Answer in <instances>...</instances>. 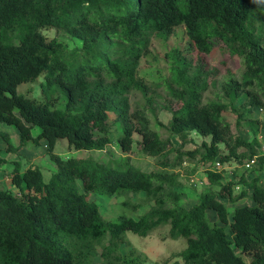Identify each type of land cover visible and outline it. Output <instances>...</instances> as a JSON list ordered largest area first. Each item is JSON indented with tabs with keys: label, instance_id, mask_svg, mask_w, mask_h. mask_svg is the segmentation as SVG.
<instances>
[{
	"label": "trees",
	"instance_id": "obj_1",
	"mask_svg": "<svg viewBox=\"0 0 264 264\" xmlns=\"http://www.w3.org/2000/svg\"><path fill=\"white\" fill-rule=\"evenodd\" d=\"M128 3L0 0V122L16 129L19 146L44 140L55 166L46 181L37 166L21 171L15 165L11 188H0V264H143L145 256L136 249L119 250L129 244L125 232L147 236L163 225H169L167 237L186 240L169 264H264V153L257 137L264 123L253 115L256 108L264 110V0H135L122 11ZM180 26L200 53H209L216 40L242 60L241 77L224 79L209 101L203 94L218 71L190 68L177 48L165 95L138 73L150 38L167 39ZM44 29L66 33L80 45L69 48ZM40 74L45 100L16 93L18 84ZM132 93L140 99L132 101ZM59 98L63 108L56 107ZM160 110L171 113L167 124L158 119ZM228 111L236 115V128L250 130V139L234 133ZM151 118L167 136L152 127ZM115 125L120 149L131 152L136 142L156 169H121L53 152L60 137L75 149L103 150ZM33 126L39 128L36 136ZM192 133L209 140L185 149ZM0 140L14 149L6 132L0 131ZM232 160L253 165L238 181H223L214 163ZM184 161L204 167L209 183L189 207L179 204L175 189V168ZM237 183L242 187L234 193ZM90 193H144L142 201L151 204L137 219L108 222ZM207 210L214 213L211 221Z\"/></svg>",
	"mask_w": 264,
	"mask_h": 264
},
{
	"label": "rangeland",
	"instance_id": "obj_2",
	"mask_svg": "<svg viewBox=\"0 0 264 264\" xmlns=\"http://www.w3.org/2000/svg\"><path fill=\"white\" fill-rule=\"evenodd\" d=\"M129 3L123 6L122 11L127 12L131 8V3L135 0H128ZM43 32L48 37L56 36L60 41L65 43L69 48L77 47L80 45L78 39L69 36L66 33L58 32L55 29H44ZM213 47L207 54L200 53L188 39L183 26L176 27L173 33L167 38L163 39L158 35H153L150 38L148 54L143 56L140 60L139 75L142 76L152 86L158 83L156 87L158 93L165 95L167 93L164 85V80L170 75V62L172 59V50L177 48L181 56L185 57L189 62L190 68L196 66L200 67L205 72H212L213 69L218 71L217 76L214 79V85H211L208 90L203 94V101H209L215 98L216 93L220 92V84L224 79L229 76L240 78L243 72V63L239 56L231 55L229 51L216 40L212 41ZM43 74L31 81H26L18 84L16 93L24 94L32 98L39 100H45L46 95L42 93L40 83L43 81ZM130 99L139 100L140 95L138 93H132ZM240 99L236 100V105L240 104ZM134 104V103H133ZM56 107L63 108L64 100L59 98ZM256 117L260 118L264 123V110L256 108ZM171 117V113L166 110H160L158 112V119L162 123L167 124ZM225 117L230 121L234 133L241 134L244 139L251 137L250 130L246 127L235 126L236 115L233 112H226ZM152 127L158 129L162 137L167 136V132L160 128L153 118ZM119 126L115 125L111 129L110 137L111 143L103 150H84L75 149L68 145L66 138H58L54 145L53 152L61 157H78L87 158L91 157L95 160L103 162L107 165H111L115 168L124 169L128 166L136 167L142 171L150 172L156 169V162L153 157L144 155L137 147L136 142L133 143L131 152H124L120 149V146L116 140L119 133ZM0 131L6 132L9 135V141L14 147L13 150H7V145L3 140H0V177L4 174H9L17 165L21 171H23L30 164L37 166L42 172L44 180L50 178L51 173L55 170V166L46 151L44 140H38V142H28L26 145L19 146V140L16 129L12 125H8L4 122H0ZM39 132L37 126H33L31 133L36 136ZM134 139H139L138 134L133 135ZM192 140L185 145V149H192L199 145L202 140H209V137H202L198 134H191ZM257 137L260 142L259 151L264 153V128L261 127L257 133ZM175 146L179 144L177 138H173ZM250 162L252 167L253 162L245 160L243 163H239L232 160L227 163L220 164L218 170L223 174V181L233 180L238 181L239 175L245 172V164ZM214 163V169L216 168ZM175 171L179 173L178 180L180 186L175 189L181 193L179 204L185 207H189L197 203L198 197L202 191L209 188V183L206 179L204 167L197 165L195 162L184 161L182 166L176 167ZM78 189L81 191L82 186L79 180H77ZM241 184H236L234 193H238L241 189ZM0 188H5V184L1 183ZM213 190L217 191V187H213ZM89 200H93L102 216V219L108 222H115L120 217H131L134 219L139 218L144 214L151 203L143 202L144 193H125L120 195L108 196L98 193H90ZM226 201L225 198H222ZM241 203L251 202L248 199H243ZM129 203V204H125ZM137 204L136 206H132ZM228 208L231 210L234 205L227 203ZM207 210V217L211 221L214 219V213ZM169 225L160 226L151 231L147 236H140L131 231L125 232L126 240L129 244H121L119 250L122 253L127 252L130 248L136 249L138 252L145 256L143 264H169L179 257L173 256L175 253L181 251L186 246V240L183 237L172 239L167 237ZM226 232L230 235L229 228H226ZM107 233L105 238H108ZM95 262L99 261L96 257Z\"/></svg>",
	"mask_w": 264,
	"mask_h": 264
},
{
	"label": "crops",
	"instance_id": "obj_3",
	"mask_svg": "<svg viewBox=\"0 0 264 264\" xmlns=\"http://www.w3.org/2000/svg\"><path fill=\"white\" fill-rule=\"evenodd\" d=\"M4 183L5 188H11L10 180H9V174H4L0 177V184Z\"/></svg>",
	"mask_w": 264,
	"mask_h": 264
},
{
	"label": "built area",
	"instance_id": "obj_4",
	"mask_svg": "<svg viewBox=\"0 0 264 264\" xmlns=\"http://www.w3.org/2000/svg\"><path fill=\"white\" fill-rule=\"evenodd\" d=\"M251 162H253V161H251ZM216 163V168L218 169V166H219V163L218 162H215ZM245 166L246 167H250V162H247L246 164H245Z\"/></svg>",
	"mask_w": 264,
	"mask_h": 264
}]
</instances>
